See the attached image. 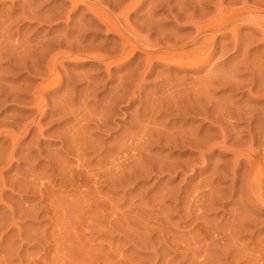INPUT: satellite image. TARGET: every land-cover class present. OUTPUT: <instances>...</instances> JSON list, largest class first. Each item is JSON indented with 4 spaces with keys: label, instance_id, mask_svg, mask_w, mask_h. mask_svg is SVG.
I'll return each instance as SVG.
<instances>
[{
    "label": "rangeland",
    "instance_id": "rangeland-1",
    "mask_svg": "<svg viewBox=\"0 0 264 264\" xmlns=\"http://www.w3.org/2000/svg\"><path fill=\"white\" fill-rule=\"evenodd\" d=\"M0 1V264H264V206L255 204L257 192L243 181L248 167L237 169L238 188L230 193L235 150L211 146L224 125L232 135L228 144L238 138L246 152L249 133L262 128L255 118L264 116V36L257 24L223 25L220 18L241 9L244 18H264V0H188L183 5L192 12L188 17L184 11L176 16V3L186 0H160L167 5L159 6L143 0L128 13L136 32L132 45L158 47H138L128 60L119 57L114 63L55 55L62 38L73 50L120 53V37L106 31L84 5ZM113 1L102 0L103 7L109 9ZM217 19L221 25L212 23ZM196 22L217 26L212 35L203 34L210 40L201 36L213 52L198 70L146 61L144 48L159 56L191 50ZM52 63L58 75L52 79L59 84L36 106L41 74ZM190 93H201L197 104ZM173 98L181 100L174 103L179 110L207 105L216 111H175L168 106ZM194 140L197 145L190 148ZM252 147L262 149L258 141ZM216 231L219 238L212 237ZM226 236H233L230 248L222 245Z\"/></svg>",
    "mask_w": 264,
    "mask_h": 264
},
{
    "label": "bare ground",
    "instance_id": "bare-ground-1",
    "mask_svg": "<svg viewBox=\"0 0 264 264\" xmlns=\"http://www.w3.org/2000/svg\"><path fill=\"white\" fill-rule=\"evenodd\" d=\"M111 1L112 0H110V4H111ZM118 1V0H117ZM161 1H164V0H161ZM176 1V0H175ZM179 1V0H178ZM187 1L188 0H186L185 2H178V3H176V5L177 4H180L178 7L177 6H175L176 8H174V7H172V9L174 8V9H176V16H180V15H182V14H184V12L185 13H187V14H185L187 17L188 16H191V14H192V12L190 13V11H189V13H188V11L186 12L185 11V7H183V5H185V3L187 4ZM191 1V0H190ZM1 2V1H0ZM70 2H71V6H72V9H76V8H78V7H80V5H84L85 7H86V10L88 11L89 10V12H91L92 14H93V17L95 16L97 19H98V21L102 24V25H104V27H106V31H110L111 33H114V34H116L118 37H120V40L122 41V45H123V47H122V49H121V51H120V53L119 54H115V55H112V56H108V55H105V54H102V53H100V52H98V49L97 50H93L92 49V51H90V50H88L87 51V49H86V51H81V49L80 50H78L77 48H76V50H73L72 48H69V45H67L69 42V40H67L66 41V39H64V38H62V41L60 42V49L56 52V54L55 55H58L59 56V58H62V59H69V58H78V56H80V58H82L81 56H85V57H87L88 59L87 60H91V59H94V60H96V61H99V62H105L106 60H109V59H116V58H119V57H121V58H119L118 60L120 61V60H128L132 55H133V53H134V51H135V49L137 48L138 49V47L139 46H137V45H132V40L135 38V33H134V31H135V29L134 28H132L131 26H130V24H129V22H128V13H129V11H135V10H137L139 7H141L142 6V2H143V0H127V2H126V0H125V2H126V4L123 2L122 4H125V5H123L122 6V4H121V6H118L117 5V3H116V1L114 0L113 1V3L114 4H112V7H110L109 9H107V8H104L103 6V2H102V0H70ZM105 2H107V1H105ZM152 2H156V3H158V4H155V5H162V3H165V2H162V3H160V0H155V1H152ZM168 2V1H167ZM192 2V1H191ZM191 2H189V3H191ZM32 3V2H31ZM151 3V2H150ZM182 3V4H181ZM193 3V2H192ZM106 4V3H105ZM108 4V3H107ZM110 4H108V5H110ZM166 5H167V3H165ZM194 4V3H193ZM193 4H190V5H192L193 6ZM119 5H120V3H119ZM153 4H151V6H152ZM155 5H153V6H155ZM190 5H188V6H190ZM182 6V7H181ZM187 6V5H186ZM29 7H30V5H29ZM117 7H119L120 8V12H119V9H118V11L117 12H119V13H117V14H115L114 13V10L117 8ZM221 7V6H220ZM247 6H245V7H243V10L244 9H246V11H249L247 8H246ZM112 8V9H111ZM115 8V9H114ZM218 8V7H217ZM29 9H31V8H29ZM71 9V8H70ZM187 9V8H186ZM193 10L194 9H196L195 7L194 8H192ZM222 9V8H221ZM117 10V9H116ZM242 10V9H241ZM240 10V11H241ZM73 11V10H72ZM184 11V12H183ZM218 11H223V10H219L218 9ZM236 11V10H235ZM240 11L238 12V10L233 14V15H228V13H227V16L225 15V19H223V18H220V20H224V21H222L223 22V25H225V24H227L228 25V23H231L232 24V22L233 21H241V22H246V21H249V22H252V23H254V24H257V29L256 30H258V32L260 31V33L262 34V36H264V18H254L253 20H252V18H244L243 17V15H241L240 14ZM27 12H29L28 11V9H27ZM27 12H25V13H27ZM31 12V11H30ZM250 12H252V11H250ZM223 13V12H222ZM241 13H244V12H241ZM34 14V13H33ZM58 14V13H57ZM115 14V15H114ZM175 14V13H174ZM224 14H226L225 12H224ZM240 14V15H239ZM27 15V14H26ZM31 15V14H30ZM29 16V15H28ZM27 16V17H28ZM32 16V15H31ZM175 16V15H174ZM50 17H51V15H50ZM59 17V16H58ZM58 17H56V14H55V18L56 19H58ZM94 17V18H95ZM240 17H243L242 19L240 18ZM52 18V17H51ZM54 18V19H55ZM95 18V19H96ZM217 18V17H216ZM59 19H61V18H59ZM215 19V18H214ZM212 20V19H211ZM219 19H217L216 21H213L212 23H217L218 24V21ZM218 21V22H217ZM193 22V21H192ZM221 22V21H220ZM220 22H219V24H220ZM81 23V22H80ZM193 24H196V26H194V28H196L195 29V35L193 36V38H192V43L194 44V47L191 49V50H188V51H184L183 52V50L181 51L180 50V52H178V53H175V51H173L174 52V54H173V52H171L170 54L171 55H166V56H163V54L161 55V56H159V53H158V55H156L157 53H156V51H150V50H147L146 48H144L145 50V54H146V61L148 60V61H152V60H165L166 62H168V61H170V63L172 62V64H174V65H176V66H179V67H184V68H189V69H197V68H200L201 66H203V64H205V62H206V60L208 59V57H210L209 55L210 54H212V53H210V52H213V51H208V46H209V43H208V41H205V40H203V41H200V39H201V36L203 35V34H206L207 36L209 35V34H207L208 32H212V31H214L216 28H217V26L215 27V26H213V25H210V26H208L207 24H208V22H207V24L205 25V26H203V24L201 25L200 23V25H198V23L196 22V23H193ZM217 24H215V25H217ZM231 24H230V26H231ZM77 25V24H76ZM221 25V24H220ZM78 26H81V25H78ZM89 25H87V26H85V28H84V26H82L84 29L83 30H88L89 28H87ZM81 27V28H82ZM236 27V26H235ZM81 28H79L80 30H82ZM79 29H77V30H79ZM82 30V31H83ZM220 30V29H219ZM234 29H232V31H233ZM235 31H236V29H235ZM85 32V31H84ZM218 32V31H217ZM79 33V32H78ZM213 33V32H212ZM212 33H211V35H212ZM215 33V32H214ZM236 33V32H235ZM234 32L232 33L234 36H232V37H234V38H237L236 37V35L237 34H235ZM67 34V33H66ZM82 35H83V33H81ZM78 37V36H77ZM84 37V36H83ZM203 37V39L205 38V35H203L202 36ZM210 37V36H209ZM208 37V38H209ZM216 37V36H215ZM85 38V37H84ZM83 38V39H84ZM208 38H205V39H208ZM234 38H233V40H234ZM74 39H77V38H74ZM143 39V38H142ZM238 39V38H237ZM262 39H264V37H262ZM72 40V39H71ZM70 40V41H71ZM79 40V39H78ZM135 40V39H134ZM208 40H210V39H208ZM213 40V39H212ZM211 40V41H212ZM236 40V39H235ZM234 40V41H235ZM144 41V40H143ZM214 41V40H213ZM212 41V42H213ZM75 42H76V44H80V46H82L81 45V43L80 42H82L81 41V39L79 40V42L77 41V40H75ZM84 42V41H83ZM134 42V41H133ZM141 42V41H140ZM236 42H238V40L236 41ZM235 42V43H236ZM71 43V42H70ZM136 43V42H135ZM178 44H180V43H178ZM189 44V43H188ZM66 45V47H63V46H65ZM143 45V46H142ZM170 45V44H169ZM184 45V44H183ZM141 46L142 47H147V48H151V47H153L151 44H149L148 45V43L146 44V42L144 43H142L141 44ZM149 46H151V47H149ZM213 46H214V43H213ZM212 46V47H213ZM71 47H72V44H71ZM78 47V46H77ZM142 47L140 48V49H142ZM155 48H157L156 46H154ZM168 47V46H167ZM170 47V46H169ZM186 47V46H185ZM189 47H190V45H189ZM63 48V49H62ZM75 48V47H74ZM176 48V47H175ZM236 48H238V47H236ZM0 49H2V48H0ZM151 49H153V48H151ZM171 49V48H170ZM82 50H83V48H82ZM139 50V49H138ZM158 50H160V48L158 49ZM169 50V49H168ZM173 50V49H172ZM178 50V49H177ZM143 51V52H144ZM162 51V50H161ZM167 51V50H166ZM160 52V51H159ZM170 51H168L167 52V54L169 53ZM182 52V53H181ZM32 53V52H31ZM31 53H28V55L29 54H31ZM43 53V52H42ZM41 53V54H42ZM154 53H156V54H154ZM161 53V52H160ZM164 53V52H163ZM1 54V53H0ZM6 54H10V53H7L6 52ZM25 54V53H24ZM33 54V53H32ZM14 55V54H13ZM12 55V56H13ZM22 55V54H21ZM26 55V54H25ZM28 55H26V56H28ZM35 55V54H34ZM54 55V56H55ZM1 56V55H0ZM8 56H10V55H8ZM19 55H17V57H18ZM23 57H25L24 55H22ZM33 56V55H32ZM36 56H38L37 54H36ZM23 57H22V59H23ZM30 57V56H29ZM1 58V57H0ZM35 57H33V59H34ZM40 58V57H39ZM58 57H56V59H55V61H54V64H55V62L57 61V59H59ZM21 59V58H20ZM38 59V58H37ZM41 60V59H40ZM24 61V60H23ZM23 61L22 62H18V63H23ZM38 61V60H37ZM114 62H116V60H114V61H112V63H114ZM118 62V61H117ZM158 62V61H157ZM29 63V62H28ZM35 63H36V61L35 60H32L31 62H30V67H33L34 65H35ZM169 63V62H168ZM167 63V64H168ZM53 63H52V65L51 66H49V65H47L46 66V70H47V72H45V73H47L46 74V76H45V73L42 75L41 74V83L43 84V86H42V88H41V90H39V92L36 94L37 95V97L36 96H34V98H36L35 99V101L37 102V104H36V102H35V104H36V106H39V105H41V103H42V101H43V99H44V97H43V95L45 94V93H48V92H50V91H52V90H54V88H56L57 86H58V84H59V79H52L53 78V75H54V73H55V65H54ZM57 64V63H56ZM149 64V63H148ZM22 65V64H21ZM49 66V67H48ZM198 70V69H197ZM40 73H43V72H40ZM56 75H57V73H55ZM207 74H208V72H207ZM39 76V75H38ZM45 76V77H44ZM58 76V75H57ZM208 76V75H207ZM218 76V75H217ZM254 76H255V73H254ZM253 76V77H254ZM257 76V75H256ZM203 77V76H202ZM201 77V78H202ZM211 77H212V75H211ZM222 77V76H221ZM252 77V78H253ZM56 78H58V77H56ZM208 77H206V79H207ZM213 78V77H212ZM225 78V77H224ZM227 78V77H226ZM251 78V77H250ZM254 78H256V77H254ZM204 79V78H203ZM205 79V80H206ZM209 79V78H208ZM215 79V78H214ZM222 79H223V77H222ZM229 79H231L230 77H229ZM228 79V80H229ZM258 78H256V80H257ZM200 80V79H199ZM219 81H221L220 79H218ZM225 80V79H224ZM231 80H233V81H235V77L234 78H232ZM250 81H252L251 79H249ZM256 80H255V82H256ZM259 81L261 80V79H258ZM194 81V80H193ZM233 81H231L233 84L235 83V82H233ZM258 81V82H259ZM176 82H178V81H176ZM182 82V81H181ZM181 82H179V83H181ZM201 82V81H200ZM199 82V83H200ZM208 82H210V81H208ZM212 82V81H211ZM210 82V83H211ZM225 82V81H224ZM227 82H229V81H226V83ZM230 82V83H231ZM237 82H239V81H237ZM253 84H254V79H253ZM258 82L256 83V84H258ZM184 83V82H183ZM193 83V82H192ZM205 83V82H204ZM209 83V84H210ZM222 83H223V81H222ZM221 83V84H222ZM225 83V84H226ZM242 83V82H241ZM241 83L239 84H234V85H237V86H240L241 85ZM261 82H259V84H260ZM206 84V83H205ZM208 84V83H207ZM224 84V85H225ZM168 85H169V83H168ZM173 85V84H172ZM177 85V84H176ZM185 86H186V84H184ZM196 85V84H195ZM200 85H202L201 83H200ZM234 85L232 86V84H230L229 86H232V87H234ZM255 85V84H254ZM261 85V84H260ZM181 86V85H180ZM189 86V85H188ZM207 87H210V86H208V85H206ZM206 86H201L203 89L206 87ZM212 86V85H211ZM236 86V87H237ZM187 87V86H186ZM195 87V86H194ZM201 87H198L199 89L201 88ZM236 87H234L235 89H236ZM196 88V87H195ZM195 88H191V90H196ZM212 88V87H211ZM238 88V87H237ZM185 89L186 88H184L183 89V91H185ZM188 89V88H187ZM203 89H202V91H203ZM210 89V88H209ZM209 89H207L208 91H209V93H210V90ZM262 89H264V88H262ZM261 89V90H262ZM182 90V89H181ZM201 90V89H200ZM205 90V89H204ZM207 90L204 92V94H207ZM178 91H179V89H178ZM189 91L190 90H188V93H189ZM202 91H200L201 93H202ZM119 92V91H118ZM171 92V91H170ZM169 92V93H170ZM177 92V91H176ZM186 92V91H185ZM192 92V91H191ZM198 92V91H197ZM168 93V94H169ZM178 93V92H177ZM180 93H181V91H180ZM182 93H184V92H182ZM200 93V94H201ZM174 93H172V94H169V97H170V95H172L171 97H173L174 95H173ZM179 94V93H178ZM187 94V93H186ZM191 94L192 93H190V97H191ZM193 94H195L194 93V91H193ZM197 94H199V93H196V95L195 96H192L190 99H191V101H192V98H195L196 99V96H198ZM199 94V95H200ZM116 95H118L119 96V93H117ZM175 95H176V93H175ZM184 95V98H185V93L184 94H182V96ZM212 95V94H211ZM133 96V95H132ZM132 96H130L128 99H132L133 97ZM177 96V95H176ZM206 96V95H205ZM207 96H209V95H207ZM207 96H206V98H205V100L207 99ZM199 97V96H198ZM197 97V99H199ZM201 97V96H200ZM210 97V96H209ZM177 98V97H176ZM179 98H180V95H179ZM183 98V97H182ZM181 98V99H182ZM183 98V99H184ZM203 98V94H202V97L200 98V99H202ZM178 99V98H177ZM195 99H193V101L195 100ZM197 99L195 100V102L197 101ZM213 99V98H212ZM211 99V100H212ZM169 100V99H168ZM173 100V101H172ZM172 100H169L170 102H172L171 104H167L170 108H172V109H174L175 111H178L180 108V106H177V105H175L176 103H178V101L180 100H174V98L172 99ZM185 100H187L186 98H185ZM184 100V101H185ZM129 102L131 101V100H128ZM167 101V100H166ZM181 101V100H180ZM209 101V100H208ZM183 102V101H182ZM203 103L204 102V100H200V103ZM175 103V104H174ZM187 103H190V102H187ZM187 103H186V105H187ZM199 103V102H198ZM208 103V102H207ZM207 103H205L204 102V104H207ZM214 103V102H213ZM216 103H218V102H216ZM190 104H192V103H190ZM194 104H197V102L196 103H194ZM210 104H212V103H210ZM181 105H184V104H181ZM223 105V104H222ZM232 105V104H231ZM231 105H229V107L231 106ZM111 106V105H110ZM189 106V105H188ZM192 106H194V105H192ZM200 105H195L194 106V110H193V107H187L186 106V108L185 109H181V110H179V111H182V110H184V111H186V113H190V112H193V111H196V112H199V113H201V112H203L204 114H213V112H215V111H213L212 113H211V111H210V109L208 110V108L206 107L207 105H203V107L202 108H200L199 107ZM213 106V105H212ZM218 106V105H217ZM42 107V106H41ZM184 107V106H183ZM219 107V106H218ZM224 107V106H223ZM182 108V107H181ZM220 108V107H219ZM218 108V109H219ZM221 109H223L222 107H221ZM226 109V108H225ZM203 110V111H202ZM214 110V109H213ZM234 110H236V109H234ZM238 110V109H237ZM218 111V110H217ZM222 111V110H221ZM220 111V109H219V112H221ZM236 113H237V111H235ZM235 112H232V116L234 115V113ZM239 112H244V111H239ZM202 113V114H203ZM231 113V111L230 112H228V111H226L225 112V114H224V112H223V114L224 115H227V114H230ZM235 113V117H237V116H241L242 118H243V116L244 115H246V114H243V113H240V115H239V113H238V115ZM245 113V112H244ZM216 114V113H215ZM222 114V113H221ZM243 116H242V115ZM220 115V113H218V116ZM224 115H221L220 117H222V116H224ZM204 116V115H203ZM208 116V115H207ZM250 116V115H249ZM253 116H254V114H253ZM258 116V115H257ZM226 116H224V118H225ZM229 117V116H228ZM230 117H231V114H230ZM229 117V118H230ZM238 117V118H239ZM244 117H247V116H244ZM255 117V116H254ZM218 118V117H217ZM223 118V117H222ZM227 118V117H226ZM229 118H227V119H229ZM250 118V117H249ZM248 118V119H249ZM257 121H258V124L260 123V124H262V128L261 129H259V128H256V127H253L254 128V130H253V132H251V133H249V139L248 140H246V142L248 143V145L246 146V152H243V150H242V147L241 146H239V145H241L242 143H241V141H240V143L241 144H239L238 145V143H239V139L237 138L238 136H236V140L234 141V142H232V143H230V144H228V141L231 139V137H232V135H230L229 133H227L226 132V129H224L223 127H224V125H220L219 127H218V134H219V136L217 137L216 136V138L218 139V140H216V138L214 139V141L211 139V142L213 143V144H211V146L212 147H216V148H218V149H221V148H228V149H226V150H235V157H233L234 158V160H235V167L233 168V169H228L229 171L228 172H230L229 174L231 175V181H232V183H231V188H230V193H232V194H234L235 192H236V189L238 188H236V181H237V179H238V175L240 176V174L237 172V169L238 168H240V166L242 165V164H246V166L248 167V176H246V180H244L243 178V175L241 174V176L243 177L242 179H243V181H247V185L246 186H248L249 187V189L251 190V189H253V190H255L256 192H257V194H256V196H254L252 199H253V201L255 202V204L257 203L258 205H261V206H264V116H261V117H257V118H255ZM222 120V119H221ZM253 120H254V118H253ZM225 121H226V119H225ZM215 122V121H214ZM218 123V122H217ZM222 123V122H221ZM221 123H218V125L219 124H221ZM227 125V124H226ZM223 126V127H222ZM259 127V126H258ZM261 134V135H260ZM160 140H162V138L159 136L158 137V141H160ZM200 140V139H199ZM168 141V140H167ZM170 141V140H169ZM168 141V142H169ZM209 141V140H208ZM255 141L257 142H259L260 143V145L262 146V149H261V147H259V148H257V149H255L254 147H252L253 146V143H255ZM171 142V141H170ZM194 142V143H193ZM191 144L189 143V144H187L190 148L192 147L193 148V145L195 144V145H197V142L198 141H196V140H194ZM208 143V142H207ZM244 143V142H243ZM199 144H202V142H201V140H200V143H198V145ZM203 144H206V142H203ZM210 144V143H209ZM208 145V144H207ZM244 146V145H243ZM188 147V148H189ZM194 149H195V147H194ZM222 150V149H221ZM239 150V151H238ZM236 151H238L237 153H236ZM232 152H234V151H232ZM233 160V161H234ZM78 173H80V172H78ZM77 173V174H78ZM82 173V172H81ZM81 173H80V175H81ZM217 174H221L222 175V173L221 172H217ZM83 175V174H82ZM81 175V176H82ZM219 176V177H222V176ZM247 175V174H246ZM85 176V175H84ZM84 176H82V178L84 177ZM85 179V178H84ZM242 181V182H243ZM243 184V183H242ZM241 187H242V185H241ZM247 187V188H248ZM218 193H219V191H218ZM252 195H253V193H252ZM40 196H41V198H43L44 197V193L42 192V190H41V192H40ZM248 200V199H247ZM253 202V203H254ZM240 226H242V223H238V226L237 227H240ZM200 227V226H199ZM197 229V228H196ZM209 229V228H208ZM206 228H205V232H206ZM198 231V230H197ZM211 231V235H213L214 233V231H212V230H207V232L206 233H208V232H210ZM216 233H217V231H216ZM230 233V231L228 232V234ZM232 233V232H231ZM227 234V233H226ZM219 232L217 233V234H215L214 236H212V237H218L219 238ZM233 235V234H232ZM229 236V235H228ZM221 237V236H220ZM227 237V236H226ZM233 237V236H232ZM232 237H231V239L229 238V237H227L228 239H229V244H228V242H225L226 240H227V238L225 239V241H223V243H222V245L224 244V247H227V245L229 246L230 244H233V243H230V241L232 240ZM216 239V238H215ZM217 240V239H216ZM227 243V244H225V243ZM231 242H233V241H231ZM230 247H232L231 245L229 246V247H227V248H230ZM233 256H236L237 255V253H234L233 252ZM226 256H227V258L228 257H230V253L227 251L226 252ZM238 260V259H237ZM241 264H246V262H242Z\"/></svg>",
    "mask_w": 264,
    "mask_h": 264
}]
</instances>
